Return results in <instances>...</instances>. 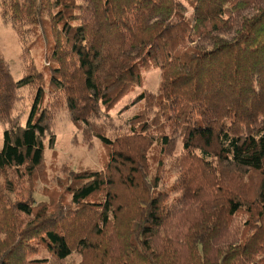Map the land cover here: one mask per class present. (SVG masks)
Instances as JSON below:
<instances>
[{
    "label": "trees",
    "instance_id": "obj_1",
    "mask_svg": "<svg viewBox=\"0 0 264 264\" xmlns=\"http://www.w3.org/2000/svg\"><path fill=\"white\" fill-rule=\"evenodd\" d=\"M21 34L52 19L45 59L18 81L0 55V172L34 175L42 165L52 108L90 125L117 105L141 72L161 71L131 135L97 137L103 170L72 171L71 205L1 203L0 264L29 260L33 241L63 264H261L264 262V0H0ZM32 28V29H31ZM23 36H21V40ZM23 41V40H22ZM31 91L23 125L10 114ZM52 95V97H50ZM57 95V96H56ZM12 118V119H11ZM142 133V135H141ZM180 139L175 191L164 208L159 177L148 176L153 144L163 154ZM99 198H95V197ZM94 197V198H93ZM248 215L242 224L239 213ZM32 217L22 223L19 215ZM83 215L85 218L83 219Z\"/></svg>",
    "mask_w": 264,
    "mask_h": 264
},
{
    "label": "rangeland",
    "instance_id": "obj_2",
    "mask_svg": "<svg viewBox=\"0 0 264 264\" xmlns=\"http://www.w3.org/2000/svg\"><path fill=\"white\" fill-rule=\"evenodd\" d=\"M55 12L52 10L49 15H45L44 22L37 24L32 31L21 34V26L18 33L12 24L3 19L0 6V55L15 81L21 79L31 66H35L40 74L45 76L46 80L48 79L49 61L45 59V42L48 38L51 40L50 26L60 27L52 19ZM160 83V69L149 67L142 70L140 85L131 87L113 109L102 112L100 118L92 120L90 125L76 126L66 110L51 107L53 111L49 124L50 130L42 140L44 147L42 165L34 172V175H25L23 170L17 174L11 173V170L5 173L0 172V226L9 218L8 212L1 203L11 204L34 198L35 206L71 205L70 195L65 190V186L71 180L72 171L103 170L106 165L108 149L97 135L103 134L110 140L131 135L133 126L137 128V124L141 122L140 118L135 119L146 106L145 101L133 104V100L141 93L156 97ZM31 93L27 88L19 90L18 99L10 113L13 118L17 117L21 125L26 119V115L23 114L28 111ZM6 126H8L6 122H0V149L3 130ZM181 156L182 144L177 138L173 140V145L168 148L167 154L162 155L157 144H153L148 152V176L159 177L158 187L163 197L161 204L164 208H172V205H175L181 197L180 191L174 190L177 186L174 184L179 179ZM95 198L100 199V196ZM19 218L24 224L32 219L22 214ZM84 218L85 215H83ZM247 218L248 215L242 212L236 215L235 220L242 224ZM31 247L34 251L30 252L29 260L44 261L40 264L53 263L51 256L38 241H33ZM82 261V255L74 250L63 264H80Z\"/></svg>",
    "mask_w": 264,
    "mask_h": 264
}]
</instances>
